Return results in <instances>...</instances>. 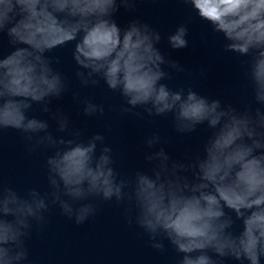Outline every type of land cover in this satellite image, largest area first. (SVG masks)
<instances>
[{
  "label": "clouds",
  "instance_id": "1",
  "mask_svg": "<svg viewBox=\"0 0 264 264\" xmlns=\"http://www.w3.org/2000/svg\"><path fill=\"white\" fill-rule=\"evenodd\" d=\"M213 33L223 37L225 52L247 57L242 67L252 104L242 110L209 99L192 88L172 90L162 81V66L182 72L157 47L161 34L139 19L120 27L114 15L133 11L136 0H0V34L13 50L0 58V131L15 129L28 141V152L54 149L46 159L48 191L29 188L20 194L0 184V264H25L26 241L33 225L46 224L45 213L58 205L63 216L84 224L95 216V200L126 202L125 218L146 234L150 246L163 252L165 240L182 254L178 264H261L264 258V0H183ZM186 24L167 37L172 49L188 46ZM75 41L72 58L82 86L119 93L125 113L142 108L148 116L172 114L179 134L206 125L210 135L201 153L172 159L163 147L146 154L152 165L124 178L114 169L105 137L86 141L73 130L71 138L54 137L47 120L29 116L33 104L51 113L48 104L67 91L65 79L46 53ZM59 63V58H56ZM83 69L84 71H81ZM74 98L75 94H74ZM87 116L103 114L102 105L82 101ZM135 115L140 116V112ZM57 132H66L68 118L51 114ZM159 135L146 140L152 148ZM229 210V211H226ZM229 213H234L233 215ZM240 230L234 231L236 222Z\"/></svg>",
  "mask_w": 264,
  "mask_h": 264
}]
</instances>
